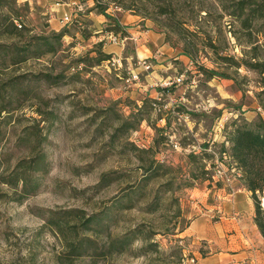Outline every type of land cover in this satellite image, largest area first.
I'll use <instances>...</instances> for the list:
<instances>
[{
	"label": "rangeland",
	"instance_id": "obj_1",
	"mask_svg": "<svg viewBox=\"0 0 264 264\" xmlns=\"http://www.w3.org/2000/svg\"><path fill=\"white\" fill-rule=\"evenodd\" d=\"M97 1L0 0V264H211L191 226L223 186L215 154L234 121L264 119L261 75L217 56L252 47L229 15L239 0H105L121 8L117 22L134 16L138 42L124 46L98 33ZM63 10L85 29L65 25ZM151 95L175 113L156 112ZM257 250L264 264L263 242Z\"/></svg>",
	"mask_w": 264,
	"mask_h": 264
},
{
	"label": "trees",
	"instance_id": "obj_2",
	"mask_svg": "<svg viewBox=\"0 0 264 264\" xmlns=\"http://www.w3.org/2000/svg\"><path fill=\"white\" fill-rule=\"evenodd\" d=\"M229 8L232 10L229 15L239 23L241 29L246 34L245 36L247 37V43L252 47L249 52H246V57L244 58L236 60L233 57L217 55L218 60L226 65V67H246L258 72L261 75L260 83L262 85L260 96H263L264 62L259 61L258 55L255 54V52L259 48L264 49V45H255L257 42H255L253 39V32H255L256 35H260L264 38V0L233 1L232 7H228V10ZM104 13L105 9H102L100 14ZM109 20L110 23L106 27L107 29H105V31H99L98 33H120L123 37H127L126 31L120 27L119 23L115 19L111 18ZM74 25L80 27L77 23ZM256 26L258 27L255 29ZM15 29L18 30L16 25ZM83 29H85V24H83ZM190 33L194 34V32ZM64 36L65 34L61 33L59 35V39ZM45 42L46 45L49 46V49L46 51L47 53H53L57 51V48L53 46V43H50L48 39H46ZM193 44L194 43L191 40L187 43L188 47L184 49L186 56L192 57L189 45L193 46ZM208 46L213 50L216 49L215 45H213L211 41L209 42ZM250 53L252 54L251 56L249 55ZM200 70L206 76L207 80H211L215 77L230 79L228 74L215 69H206L200 67ZM167 91L169 90L167 89ZM153 102V100L149 101L151 105ZM147 103H144L143 107L139 109V112L143 110ZM123 126H128L127 121L124 122L122 127ZM130 128L135 127L132 126ZM225 138L227 147H224L222 152L228 151L234 163L237 164V167L241 171V179L243 180L247 190L251 193V198L255 204V224L258 227V230L264 241V208L262 207L261 203V200L264 199V119L259 116L258 120L256 121L249 122L247 119H239L234 121L233 130L228 133ZM91 221L92 218H88L86 220L88 223ZM126 239L127 237H125L124 240ZM122 248H124V245Z\"/></svg>",
	"mask_w": 264,
	"mask_h": 264
},
{
	"label": "crops",
	"instance_id": "obj_3",
	"mask_svg": "<svg viewBox=\"0 0 264 264\" xmlns=\"http://www.w3.org/2000/svg\"><path fill=\"white\" fill-rule=\"evenodd\" d=\"M66 12L63 10L62 15ZM129 17L131 19L127 18V23L122 20L119 22L125 26L128 34L136 36V29L132 24L134 16ZM96 20L103 24L99 28L107 27L106 23H110L101 14L97 15ZM146 36H149V32ZM148 98L155 100L152 95ZM234 187V193L224 185L208 190L212 202L206 203L207 218L196 219L192 222L191 229L200 240L207 242L210 253L203 261L210 259L211 264H259L263 255L257 250V246L262 245V242L264 244V241L255 224V204L242 179Z\"/></svg>",
	"mask_w": 264,
	"mask_h": 264
},
{
	"label": "built area",
	"instance_id": "obj_4",
	"mask_svg": "<svg viewBox=\"0 0 264 264\" xmlns=\"http://www.w3.org/2000/svg\"><path fill=\"white\" fill-rule=\"evenodd\" d=\"M75 3H73L74 5ZM98 6L101 7V5L105 6V14L111 16L112 18H115L113 14H116L117 12H121V8H119L116 5L106 3L105 0L102 1H97ZM70 6V5H68ZM112 11V12H110ZM73 11H70L66 13L62 17V22L65 25H73L77 23L82 29H83V22L80 19H76L73 14ZM120 27L125 30V26H123L119 21H118ZM15 25L18 27V29L23 28V22L21 20H16ZM126 31V30H125ZM107 39L110 40V42L114 45L118 46H124L126 41H133L135 43L138 42V37L135 35H130L129 37H123L120 33L115 34V33H106ZM138 64L141 66L143 71H149L151 69V66L148 64V59L143 57L138 59ZM139 81L138 74H132L127 80V84H131L134 82ZM184 82V75H180L179 77L173 78V79H167L163 84L162 87L164 89H169L173 87H177L182 85ZM152 106L154 107L155 111L158 113H175V109L169 104V103H162L161 98L156 99L153 103ZM181 120L188 122L190 120L189 116L187 114H182L179 115ZM227 145V144H226ZM215 164L212 169V181L214 183H221L224 186L228 187L231 190V193H234V185L237 181L241 179V171L237 167V164L234 163L232 157L228 153V151L221 152L220 154H215ZM193 262V260H192Z\"/></svg>",
	"mask_w": 264,
	"mask_h": 264
}]
</instances>
